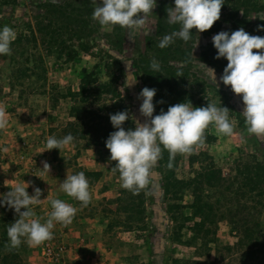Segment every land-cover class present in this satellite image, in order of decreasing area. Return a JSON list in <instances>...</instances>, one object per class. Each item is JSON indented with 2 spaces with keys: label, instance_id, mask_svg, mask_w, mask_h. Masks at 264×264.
Masks as SVG:
<instances>
[{
  "label": "rangeland",
  "instance_id": "obj_1",
  "mask_svg": "<svg viewBox=\"0 0 264 264\" xmlns=\"http://www.w3.org/2000/svg\"><path fill=\"white\" fill-rule=\"evenodd\" d=\"M95 6L99 0L97 5L92 0H0V23L31 25L37 32L46 70L43 84L12 82L7 63L0 64V195L22 181L29 183L30 196L41 189L44 200L33 206L41 222L51 211V199L77 208L71 224L55 225L53 239L17 247L20 264H166L172 259L184 264H264V138L247 133L241 98L219 82L227 61L215 59L208 49L214 35L243 27L236 20L250 22L244 30L264 37V30L252 31L258 21L264 22L253 18L264 14V0H244L235 10L228 4L212 28L198 34L194 49L196 36L187 43L176 39L158 47L164 35L179 29L167 22L168 8L161 10V0L139 30H103L92 19ZM191 32L196 34L195 29ZM81 44L89 55L80 53L69 62ZM204 51L216 65L204 60ZM153 59L158 71L151 68ZM199 61L215 70L217 85ZM83 70L93 73L98 83L109 81L110 72L116 89L115 97H92L87 108L110 115L128 111L143 123L142 100L137 97L143 88L154 87V116L180 100L194 108L215 103L230 110L234 134L221 135L209 125L202 146L175 156L168 173L187 182L185 188L175 183L168 187L161 156L140 196L133 195L111 170L105 145L75 139L74 147L45 151L49 136L67 135L70 111L76 106L67 92L78 91ZM129 77L136 80L131 87L126 86ZM157 80L171 89L159 90ZM242 135L246 142H241ZM162 153L168 168L169 153ZM44 163L49 172L43 170ZM79 172L89 181L91 201L86 207L59 187L67 175ZM197 215L200 226L195 225L201 221Z\"/></svg>",
  "mask_w": 264,
  "mask_h": 264
},
{
  "label": "clouds",
  "instance_id": "obj_2",
  "mask_svg": "<svg viewBox=\"0 0 264 264\" xmlns=\"http://www.w3.org/2000/svg\"><path fill=\"white\" fill-rule=\"evenodd\" d=\"M97 5V0H92ZM100 6H95L92 19L103 30L112 31L116 26L125 29H142L152 16L151 10L156 6V0H99ZM173 7L167 9V22L179 25V29L166 34L160 40L158 47H168L180 39L187 43L196 36L193 49L198 46V34L203 33L220 19V11L224 0H173ZM141 14V15H137ZM241 14H243L241 12ZM264 20V14L255 16ZM196 30V34L191 32ZM264 30V26L258 28ZM16 40V33L11 27H0V56L11 54V45ZM212 44L216 50L215 59H226L227 65L219 78L224 86L241 98L246 131L249 135L264 138V37L253 36L240 28L231 34L227 31L213 36ZM258 51H253V50ZM193 56V55H192ZM200 65L207 70L217 85L215 70L202 62ZM159 63L155 59L151 62L153 70H159ZM136 80L130 77L126 86L131 87ZM123 92L124 89L122 88ZM156 89L143 88L137 99L142 100L139 108V118H134L128 111L110 115V123L115 129L105 142L109 151V162H115L111 170L119 173L121 187L133 195L139 194L148 183L150 171L161 159L162 152L169 153L168 167L177 154H191L196 146L205 143V130L213 125L217 133L225 136L234 134V125L230 119V110L207 103L205 107H193L191 102L185 101L163 109L158 115H153L155 106L153 98ZM160 103V102H158ZM129 119L135 120L133 129L125 130L122 125ZM4 121L0 120V127ZM241 142H246L242 135ZM75 137L69 133L62 138L54 135L46 139L45 151L60 150L74 147ZM44 151V152H45ZM49 172L50 166L44 163L43 170ZM29 183L15 184L6 194L0 195V207L5 205L14 211L17 219L9 224L7 237L9 246L17 248L22 243L36 247L53 239V229L57 223L67 226L77 212V208L59 198L49 201L51 211L47 219L41 222L33 206L44 199H40L42 191L34 189L29 195L26 189ZM60 190L68 197L80 202L86 207L91 201L89 181L84 172L67 175L59 183ZM24 209V211H21Z\"/></svg>",
  "mask_w": 264,
  "mask_h": 264
},
{
  "label": "trees",
  "instance_id": "obj_3",
  "mask_svg": "<svg viewBox=\"0 0 264 264\" xmlns=\"http://www.w3.org/2000/svg\"><path fill=\"white\" fill-rule=\"evenodd\" d=\"M244 0H224V5L221 10H226L228 4H230V8L235 10L237 7H240ZM173 0H161V10L164 12L169 7H173ZM236 24H241L242 28L245 29L247 24H251L250 22H245L242 20H236ZM5 24L0 23V27ZM14 29L16 33V40L11 45V54L0 56V64L7 63L9 67L10 78L12 82H21L22 80H30L38 83L46 82V70L44 66V59L39 51L38 39L36 37L37 32L33 30L31 25H26V27H13L11 25H7ZM261 26H264L263 21H258L257 24L253 25V30H258ZM38 32H41L40 29ZM258 32V31H257ZM231 34V33H230ZM253 36H261V33H250ZM262 37V36H261ZM80 50L77 52L71 53L70 61L72 62L78 58L80 53L88 54V49L81 44ZM208 49L215 52L216 50L213 47V44L208 46ZM258 51V50H253ZM75 53V54H74ZM202 57L207 62L216 65L217 61L213 60L212 62L208 59L206 52L202 53ZM221 63V62H220ZM84 75L80 77L79 88L77 92H72L68 90L67 97L71 99V101L76 105L71 108L70 117L72 121L69 122L66 126V133H71L75 139L86 140L90 139L96 144L105 145V142L109 135L115 131L110 123V114H104L101 110H95L92 108H87L89 104V100L93 97L97 99L99 96H116V89L112 87V78L110 72H108L107 77L109 81L106 83H98V79L94 76L93 73H87L85 70L82 71ZM159 80L155 81L158 83L159 90L163 89H171L169 83H164ZM154 84V83H153ZM155 85V84H154ZM154 87H152L153 89ZM115 100V99H114ZM184 101H177V103H182ZM131 115V114H130ZM134 120L129 119L125 121L122 125L125 130L133 129L134 130ZM165 152V151H164ZM167 162V157L163 156L160 164L162 165V174L166 177V183H168V187L170 184H179L185 188L187 186V182L177 181L172 178V174H169V167L165 166ZM115 165L113 161L112 167ZM170 172V171H169ZM119 176V173L116 172ZM143 189L139 191L142 193ZM138 195V194H137ZM17 215L10 210H6L3 208L0 209V264H20V250L18 248H11L9 246V241L7 237V228L9 224L13 223L17 219ZM201 221L195 223L196 226L202 225V219L200 215H197ZM21 247V245H20ZM166 264H184V260L182 259H172Z\"/></svg>",
  "mask_w": 264,
  "mask_h": 264
}]
</instances>
